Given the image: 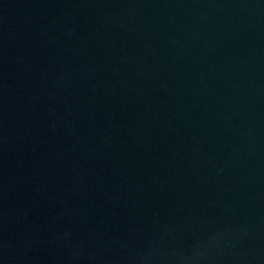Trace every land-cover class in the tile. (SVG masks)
I'll return each instance as SVG.
<instances>
[{"label": "water", "instance_id": "water-1", "mask_svg": "<svg viewBox=\"0 0 264 264\" xmlns=\"http://www.w3.org/2000/svg\"><path fill=\"white\" fill-rule=\"evenodd\" d=\"M0 264H264V0H0Z\"/></svg>", "mask_w": 264, "mask_h": 264}]
</instances>
